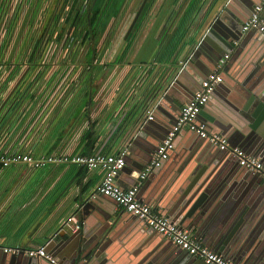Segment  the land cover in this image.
<instances>
[{"label": "crops", "instance_id": "crops-1", "mask_svg": "<svg viewBox=\"0 0 264 264\" xmlns=\"http://www.w3.org/2000/svg\"><path fill=\"white\" fill-rule=\"evenodd\" d=\"M224 1L110 0L97 37L103 53H97V56L107 59L113 52L110 60L117 58L118 46L123 40L124 45L127 44L139 27L126 54L131 64L115 77L110 85L113 87L111 94L98 103L87 97L90 78L83 70L81 86L70 100L51 111L54 113L52 118L45 116L40 125L36 126L32 121L34 128L27 127L31 136L30 147L38 153L49 150L73 154L89 153L104 146L107 151L117 149L144 117L145 108L152 103L149 104V98L153 91L157 89L159 94L162 93L171 77L185 64L181 87L183 91L186 88L182 93L188 97L199 80L206 78L210 68L203 56L190 63L192 44L201 37ZM107 2L84 0L85 13L102 11ZM243 42L244 48L236 46L227 52L230 58L223 69L224 82L218 87L221 91L210 97L197 121L206 122L212 132L224 134L230 143L264 161L261 141L257 143L249 139L247 131L235 125L233 117H238L236 111L233 114L232 108H225L224 95H236L241 80L256 77L253 72L258 61H255L259 52L264 50V37L259 33H250ZM174 43L177 45L169 51ZM146 65L153 82H150L145 96L136 102L145 89L139 87L141 79L134 91L125 85L137 76L138 73H134L138 67ZM128 73L131 75L126 79ZM121 80L125 81L123 87H119ZM96 96V99L100 97L98 93ZM35 106L31 108L30 115L38 114L39 108ZM88 109L90 114H86ZM223 110L231 123L225 132L218 124ZM162 134L163 128L152 125L147 129L144 125L140 128L131 142L130 157L127 158V162L130 159L134 164L129 163L127 170L121 171L118 183L127 188L140 183L138 196L142 201L189 230L204 245L231 258L236 264H242L243 256L239 257L238 251L241 237L243 241L249 235L259 236L257 231L264 230V180H259L245 167L235 165L236 161L226 151L210 145L188 129L178 133L175 148L164 165L142 180L135 169V163L139 164L141 159L139 144L143 145L150 136L160 142ZM11 139L7 145H11ZM53 164L48 168L46 164L36 171L22 164L0 166V247L28 248L47 244L48 252L62 264H73L71 254L66 248H61L73 231L64 224L72 214L82 222L86 220V215L82 216L79 209L97 192L102 171L87 169L79 163ZM92 202L95 207L86 210L94 209L96 217L110 209L115 212L113 220H121L94 264H205L202 259L177 248L161 234L145 232L141 221L124 211L113 199L97 194ZM118 214L122 215L116 217ZM97 222L91 221L90 229L95 228ZM234 239L239 241L235 245ZM2 256L4 253L0 251V258ZM6 262L11 263L8 259ZM43 264L49 263L44 260ZM76 264L91 262L77 259Z\"/></svg>", "mask_w": 264, "mask_h": 264}, {"label": "built area", "instance_id": "built-area-1", "mask_svg": "<svg viewBox=\"0 0 264 264\" xmlns=\"http://www.w3.org/2000/svg\"><path fill=\"white\" fill-rule=\"evenodd\" d=\"M263 11L264 0L255 6L252 15L244 22L243 33L254 29L264 36ZM87 29L88 14L85 13L84 0H0V166L22 164L27 169L36 171L48 163L72 162L90 170L99 169L102 177L97 192L92 197L101 194L113 199L124 211L143 220L148 227L177 248L202 259L205 264H236L231 258L204 245L189 230L181 228L172 219L142 201L138 196L140 183L128 188L118 183V176L127 164L131 142L144 123L153 119L156 102L149 101L150 105L147 103L149 106L145 108L144 117L138 124L135 123L134 129L115 150L107 151L104 146L89 153L73 154L49 150L38 153L30 147L31 136L27 133V127L40 125L45 116L52 118L54 113L50 112L70 100L81 86L82 71L88 70L92 46L100 47L98 36L86 38ZM229 58L230 53H226L218 60L190 101L182 106L172 130L157 145L150 163L141 172L142 180L170 158L176 137L183 129L196 133L213 146L226 151L240 166L258 173L264 180L262 159L248 154L240 146L230 144L224 134L212 132L206 122L197 121L212 93L224 82L223 69ZM151 81L153 82V76L143 70L127 84L128 90L132 91L139 83V87H145L136 102L145 96ZM34 105L39 108L38 114L30 115ZM28 114L29 120L26 118ZM10 139L11 145H7ZM64 225L77 231L83 222L72 214ZM1 248L7 254H24L50 264H62L48 252L47 244L28 248Z\"/></svg>", "mask_w": 264, "mask_h": 264}, {"label": "water", "instance_id": "water-1", "mask_svg": "<svg viewBox=\"0 0 264 264\" xmlns=\"http://www.w3.org/2000/svg\"><path fill=\"white\" fill-rule=\"evenodd\" d=\"M260 3H262V0L224 1L220 9L214 15L213 19L204 29L201 37L196 41L195 44H192L193 47L191 48V53L189 55V58L191 59L190 63L197 61L196 59L198 57L203 56V58L210 65V68L207 71L208 75L215 68V65L217 64L218 60L222 58L227 52H230V50H233L234 48H236V46H241L244 48L245 43L243 42V39L246 40V37L250 33L255 32V30L252 29L246 33H243L242 26L244 22L252 15L255 6ZM261 37L264 36L261 35ZM235 41H238V45L234 44ZM124 42L125 40H123L121 45L118 46V52L116 57L121 52L124 46ZM257 61L258 63L256 65L254 64L255 68H257L255 69V71L253 70V73L254 75L256 74V77L249 78L248 81L246 78L241 80L239 82V85L237 86V90L235 92L236 95H224V100L226 105L225 108H232L233 110L231 112L234 114V111H236L237 116L242 119L239 120L238 117H233L235 125H238L242 127V129L247 131L246 135L252 141L255 140L257 143L261 141L260 144L262 147L264 146L263 49L257 55L255 63ZM185 68L186 64L182 66L180 71H178L175 75H173V77H171L168 82V87L162 93L159 94V91H157L156 89L153 91L152 95L149 98L150 102H156V109L154 112L153 119H149L147 122L144 123V129H147L148 127H150V125H152V127L155 126L161 129L163 128V134L159 140L160 142L164 140L170 130H172L177 120V117L180 114L182 106L190 101L194 92L200 87V82L203 81V79L199 80V84L197 85V87L192 88V93L188 97H185L184 93H182L183 88L181 87V74H184ZM166 79H168V77ZM195 83L196 81H194V84ZM218 87L212 93L211 97L213 95H216L215 93H220L219 91L221 90H219ZM185 89L186 88H184V91ZM203 111L204 110L202 109L200 113H203ZM223 113L224 114L220 115V117L218 118V124L220 126L219 128L221 129V131L225 132L224 130L228 129L231 123L230 120L226 118V116L229 118V115L225 116V110H223ZM156 135L160 136L159 133H156ZM160 142L155 141V138L153 136H150L147 140L143 142V145L139 144L140 148L142 149V152L140 154L141 159L139 161V164L135 163V169L137 170V172H139L138 174H141L143 169L150 163L152 159V154ZM131 151L134 150L131 149ZM128 157H130V155H128L127 158ZM131 162L132 161L129 159V162H127V165L124 169L127 170L128 164ZM235 163V165H239L237 161ZM133 164L134 163H131V165ZM252 174H254L255 177H257L259 180H261V177L258 173ZM86 200L84 203L85 205H83V207L79 209V212L82 216L86 215V220L83 221V225L79 230L72 231V233L70 234L66 233L69 234V236L63 241V246L61 247L62 249L66 248L67 252L71 254L74 260L73 264H76L77 259H80L82 261H88L89 263L91 262V264H94L96 259L101 255L103 246L106 244L107 240L112 237V232L117 229V224L121 221L119 219L113 220V218L115 217V212L111 211L110 209L106 210L105 213L98 214L99 218L96 217L94 215V209L93 211H89L90 208L95 207V205L93 206L92 202L93 200H95V197L91 196ZM89 205L90 207H88ZM86 208L89 209L86 210ZM120 215L122 214H118L116 217ZM135 218L137 220L139 219L138 217ZM93 220L98 221L97 226L95 228L90 229V222ZM138 221H141L140 223L142 227L146 230L145 232L153 234L157 233L155 230L148 227L143 220L139 219ZM257 235L259 236L251 237L249 235L243 241V236L241 237V243L238 247V251L239 257L243 256L241 257L242 264L244 263V260H247L245 264H264V230L257 231ZM229 241L231 240L229 239ZM238 242V240L234 239L233 244L235 245V243L237 244ZM0 251L4 253V256L0 258L1 264H8V262H6V259L11 261L10 264H43L44 262L43 259L30 257L24 254H7L3 251L1 247ZM6 255H9L8 257L10 258H7Z\"/></svg>", "mask_w": 264, "mask_h": 264}, {"label": "rangeland", "instance_id": "rangeland-1", "mask_svg": "<svg viewBox=\"0 0 264 264\" xmlns=\"http://www.w3.org/2000/svg\"><path fill=\"white\" fill-rule=\"evenodd\" d=\"M99 49H100V47H98V46H92V51H91L90 56L88 58L89 67L87 70L88 78H90L89 88L87 89V95H88L87 97L89 98L90 101H94L95 103L103 102L104 99L108 95L111 94V92L113 91V87H111L110 85L114 82L115 77H117L119 75V73L125 69V67H127L131 64V62L127 61V59H126L127 55L125 56L124 60H122L121 62H117V58H115L114 60H110L111 59L110 55L113 52H110V53L108 52L109 55H108L107 59H104V57L102 55H101V57H100V55L94 57L96 51L98 53ZM101 49H103V47ZM101 53H103V51ZM102 57H103V59H102ZM89 59H92L93 61H91V63H90ZM143 70L149 71L147 65L138 67L134 74H136L138 72H142ZM130 75L131 74L128 73L126 76V79L128 77H130ZM121 76L122 75H120L119 77H121ZM111 78H112V81L110 82ZM131 81H132V79L129 80V83ZM124 83H125V81L121 80L119 87L120 86L123 87ZM125 87H127V86L125 85ZM97 92L100 95V97L96 99V97H97L96 93ZM86 114H90V109L87 110ZM52 165H54V164L48 163L46 165V167L48 168Z\"/></svg>", "mask_w": 264, "mask_h": 264}, {"label": "trees", "instance_id": "trees-1", "mask_svg": "<svg viewBox=\"0 0 264 264\" xmlns=\"http://www.w3.org/2000/svg\"><path fill=\"white\" fill-rule=\"evenodd\" d=\"M109 2H110V0H108L105 8L102 11L88 13V29H87V32L85 34L86 38L93 39V37H97L98 36V34H99V27H100V24L102 22L103 16H104V14L106 12L107 5L109 4ZM138 31H139V27H137L136 31L134 32V35L131 37V39L129 40V42L123 46L121 52L119 53V56L117 57V62H121L122 60H124V57L127 54L128 50L131 47V44H132V42L134 40V37L136 35L135 33H137ZM176 45H177V43H174V45L170 46V50L169 51H171V49L173 47H175ZM102 47L103 46L100 45V49L98 50V53L101 52V48ZM96 56H97V51H96L94 57H96ZM91 61H93V60L92 59H89V62L90 63H91ZM86 94H87V91H86Z\"/></svg>", "mask_w": 264, "mask_h": 264}]
</instances>
